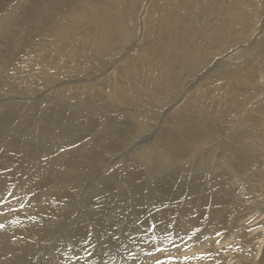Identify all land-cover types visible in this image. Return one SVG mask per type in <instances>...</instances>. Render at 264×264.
Segmentation results:
<instances>
[{"label": "rangeland", "instance_id": "1", "mask_svg": "<svg viewBox=\"0 0 264 264\" xmlns=\"http://www.w3.org/2000/svg\"><path fill=\"white\" fill-rule=\"evenodd\" d=\"M263 19L264 0H0V264H264Z\"/></svg>", "mask_w": 264, "mask_h": 264}, {"label": "bare ground", "instance_id": "2", "mask_svg": "<svg viewBox=\"0 0 264 264\" xmlns=\"http://www.w3.org/2000/svg\"><path fill=\"white\" fill-rule=\"evenodd\" d=\"M47 1H48V0H47ZM250 1H251V0H250ZM260 1H261V0H260ZM111 2H112V1H111ZM253 5H254V4H253ZM255 5H256V4H255ZM91 6H92V5H91ZM251 6H252V4H251ZM251 6H250V7H251ZM256 6H258V5H256ZM261 6H262V5H261ZM65 7H66V6H65ZM65 7H64V8H65ZM127 7H129V6H127ZM27 8H28V7H27ZM51 8H52V5H51ZM242 8H243V7H242ZM244 8H245V7H244ZM126 9H127V8H126ZM230 9H232V8H230ZM230 9H229V10H230ZM248 9H249V10H247V7H246V10H247V11H250V8H248ZM251 9H252V8H251ZM260 9H261V7H260ZM260 9H259V10H260ZM51 10H52V9H51ZM259 10H258V13L261 14ZM232 11H233V10H232ZM247 11H246V12H247ZM26 12H27V11H26ZM125 12H126V11H125ZM242 12H243V11H242ZM246 12H245V13H246ZM251 13H252V11H251ZM233 14H234V13H233ZM236 14H237V13H236ZM246 14H247V16H248V14L250 15V13H246ZM82 16H83V15H82ZM140 16H141V15H140ZM18 17H19V16H18ZM249 17H251V16H249ZM20 18H21V17H20ZM110 18H111V16H110ZM244 18L246 19V17H244ZM247 18H248V17H247ZM255 18H256V17H255ZM259 18H260V17H259ZM25 19H26V18H25ZM253 19H254V18H253ZM253 19H252V21H253ZM98 20H99V19H98ZM106 20H107V19H106ZM137 20H138V18H137ZM139 20H140V19H139ZM247 20H248V19H247ZM256 20H257V19H256ZM258 20H260V19H258ZM258 20H257V21H258ZM140 21H142V20H140ZM250 21H251V20H250ZM252 21H251V22H252ZM3 22H4V21H3ZM124 22H125V21H124ZM263 22H264V19H263ZM137 23H138V22H137ZM137 23H136V24H137ZM141 23H142V22H141ZM145 23H146V22H145ZM120 24H121V23H120ZM142 24L144 25V23H142ZM93 25H94V24H93ZM103 25H104V24H103ZM146 25H147V24H146ZM101 26H102V25H101ZM122 26H123V25H122ZM141 26H142V25H141ZM123 27H124V26H123ZM123 27H122V29H123ZM258 27H259V26H258ZM260 27H261V26H260ZM103 28H104V26H103ZM106 28H108V27H106ZM141 28H142V27H141ZM145 28H146V27H145ZM251 28H252V27H251ZM124 29H125V27H124ZM142 29H143V28H142ZM199 29H200V28H199ZM17 30H18V29H17ZM197 31H198V30H197ZM97 32H98V31H97ZM204 32H205V31H204ZM239 32H240V31H239ZM261 32H262V31H261ZM261 32H260V33H261ZM142 34H143V33H142ZM14 35H15V34H14ZM98 35H99V34H98ZM18 36H19V35H18ZM156 39H157V38H156ZM248 41H249V40H248ZM12 42H13V41H12ZM263 43H264V42H263ZM217 46H218V45H217ZM235 46H236V45H235ZM235 46H234V47H235ZM262 46H264V44H263ZM218 47H219V46H218ZM245 48H246V47H245ZM245 48H244V49H245ZM262 48H264V47H262ZM262 50H263V49H262ZM181 54H182V53H181ZM186 56H187V55H186ZM201 56H202V55H201ZM219 56H221V55H219ZM181 57H182V56H181ZM199 57H200V56H199ZM257 57H258V56H257ZM174 58H175V57H174ZM181 59H182V58H181ZM181 59H180V60H181ZM220 59H221V57H220ZM223 59H224V58H223ZM169 60H171V58H170ZM232 60H233V59H232ZM233 61H234V60H233ZM220 62H221V60H220ZM235 62H236V61H235ZM224 63H225V62H224ZM233 63H234V62H233ZM218 64H219V63H218ZM222 64H223V63H222ZM222 64H221V65H222ZM229 64H230V63H229ZM229 64H228V66H229ZM236 64H237V63H236ZM219 65H220V64H219ZM239 65H240V64H239ZM255 65H256V64H255ZM214 66H215V65H214ZM164 67H166V66H164ZM181 67H182V66H181ZM220 67H221V66H220ZM229 67H230V66H229ZM231 67H232V65H231ZM234 67H235V66H234ZM172 68H173V67H172ZM235 68H236V67H235ZM29 69H30V68H29ZM211 69H212V68H211ZM221 69H222V68H221ZM236 69H237V68H236ZM207 70H208V69H207ZM225 70H226V68H225ZM229 70H230V69H229ZM201 71H202V70H201ZM231 71H232V70H231ZM233 71H234V70H233ZM165 72H166V71H165ZM206 72H208V71H206ZM221 72H222V71H221ZM189 73H190V72H189ZM204 73H205V72H204ZM210 73H211V70H210ZM235 73H236V72H234L233 74H235ZM103 74H104V73H103ZM226 74H227V73H226ZM238 74H239V73H238ZM238 74H237V75H238ZM240 74H241V72H240ZM196 76H197V75H196ZM239 76H241V75H239ZM235 78H237V77L235 76ZM92 79H93V78H92ZM238 79H239V78H238ZM165 80H166V79H165ZM167 80H168V79H167ZM68 82H69V81H68ZM68 82H67V83H68ZM165 82H166V81H165ZM92 83H93V82H92ZM174 84H175V83H174ZM157 86H158V85H157ZM177 86H178V85H177ZM216 86H217V85H216ZM163 88H164V87H163ZM165 88H166V87H165ZM197 88H198V86H197ZM204 88H205V87H204ZM201 89H202V88H201ZM231 89H232V88H231ZM228 91H229V90H228ZM159 92H160V91H159ZM202 92H204V91H202ZM209 92H210V91H209ZM117 93H118V92H117ZM155 93H156V92H155ZM212 93H213V92H212ZM214 93H215V92H214ZM203 94H204V93H203ZM224 94H225V93H224ZM163 95H164V94H163ZM165 95H166V94H165ZM173 95H174V94H173ZM185 95H186V94H185ZM212 95H213V94H212ZM212 95H211V96H212ZM217 95H218V93H217ZM147 96H148V95H147ZM157 96H158V94H157ZM190 96H191V95H190ZM153 97H154V95H153ZM186 97H187V96H186ZM208 97H209V95H208ZM154 98H155V97H154ZM168 98H169V97H168ZM150 99H151V98H150ZM202 99H203V98H202ZM199 100H201V99H199ZM78 101H79V100H78ZM92 101H93V99H92ZM147 101H148V100H147ZM166 101H167V100H166ZM225 101H226V100H225ZM235 101H236V99H235ZM73 102H74V101H73ZM150 102H151V101H150ZM168 102H169V101H168ZM157 103H158V102H157ZM157 103H156V104H157ZM165 103H166V102H165ZM200 104H201V103H200ZM202 104H203V103H202ZM77 105H78V104H77ZM77 105H76V106H77ZM149 105H150V104H149ZM163 105H164V104H163ZM94 106H95V105H94ZM146 106H147V105H146ZM160 106H161V105H160ZM182 106H183V105H182ZM67 107H68V106H67ZM73 108H74V107H73ZM73 108H72V110H73ZM63 109H64V108H63ZM75 109H76V108H75ZM206 109H207V108H206ZM224 109H225V108H224ZM175 110H176V109H175ZM178 110H179V109H178ZM232 110H233V109H232ZM73 111H74V110H73ZM76 111H77V110H76ZM83 111H84V110H83ZM92 111H93V110H92ZM169 111H170V110H169ZM74 112H75V111H74ZM147 112L149 113V111H147ZM147 112H146V113H147ZM71 113H73V112H71ZM178 113H179V112H178ZM73 114H74V113H73ZM75 114H76V113H75ZM120 114H121V113H120ZM164 114H165V113H164ZM167 114H168V113H166V117H167ZM174 114H175V113H174ZM179 114H180V113H179ZM77 115H78V114H77ZM162 115H163V114H162ZM74 116H75V115H74ZM131 116H132V115H131ZM134 116H135V115H134ZM173 116H174V115H173ZM164 117H165V116H164ZM175 117H176V116H175ZM179 117H181V116H179ZM179 117H178V118H179ZM73 118H75V117H73ZM176 118H177V117H176ZM176 118H175V119H176ZM120 119H122V118H120ZM132 119H134V118H132ZM165 119H166V118H165ZM134 120H135V119H134ZM162 121H164V120L162 119ZM174 121H175V120H174ZM73 122H74V121H73ZM136 122H137V121H136ZM161 123H162V122H161ZM105 124H107V123H105ZM70 125H71V124H70ZM76 125H77V124H76ZM80 125H81V124H80ZM103 125H104V124H103ZM111 125H112V124H111ZM108 126H109V125H108ZM69 127H70V126H68V128H69ZM73 127L75 128L76 126H73ZM103 127H104V126H103ZM109 127H110V126H109ZM68 128H65V129H68ZM74 128H73V129H74ZM101 128H102V127H101ZM110 128H111V127H110ZM114 128H115V127H114ZM107 129H108V128H107ZM166 129H167V128H166ZM168 129H170V128H168ZM135 131H136V130H135ZM166 131H167V130H166ZM105 132H106V130H105ZM103 133H104V132H103ZM110 133H111V132H110ZM133 133H134V132H133ZM167 133H168V131H167ZM111 134H112V133H111ZM170 135H171V133H170ZM113 136H115V134H114ZM132 136H133V135H132ZM166 137H167V136H166ZM67 138H68V137H67ZM99 138H100V136H99ZM103 138H104V137H103ZM69 139H71V138H68V140H69ZM148 139H149V138H148ZM163 140H164V139H163ZM145 141H147V140H144V141H142V142H145ZM149 141H150V140H149ZM166 141H167V140H166ZM169 141H170V139H169ZM60 142H61V141H60ZM134 142H136V141H134ZM58 143H59V142H58ZM132 143H133V142H132ZM168 143H169V142H168ZM135 144H136V143H135ZM144 145H146V144H144ZM147 145H148V144H147ZM167 145H168V144H167ZM136 147H137V146H136ZM136 147H135V148H136ZM139 147H140V146H139ZM127 148H128V147H127ZM103 150H104V149H103ZM103 150H101V151H103ZM107 150H108V149H107ZM110 150H112V149H110ZM126 150L128 151V149H126ZM141 150H142V149H141ZM71 151H73V150H71ZM150 151H151V150H150ZM108 152H109V151H108ZM108 152H107V153H108ZM112 152H113V151H112ZM112 152H111V153H112ZM129 152H130V151H129ZM136 152H137V151H136ZM72 153H73V152H72ZM107 153H105V154H107ZM111 153H110V154H111ZM120 153H121V152H120ZM133 153H134V151H133ZM145 153H146V152H145ZM103 154H104V153H103ZM141 154H142V153H141ZM151 154H152V153H151ZM101 155H102V154H101ZM113 155H114V154H113ZM113 155H112V156H113ZM115 155H116V154H115ZM134 155H135V153H134ZM143 155H144V154H143ZM143 155H142V156H143ZM68 156H69V155H68ZM77 156H78V155H77ZM112 156H111V157H112ZM149 156H150V155H149ZM155 156H156V155H155ZM69 157H70V156H69ZM75 158H76V157H75ZM84 158H85V157H83V159H84ZM125 158H126V157H125ZM127 158H128V157H127ZM127 158H126V159H127ZM134 158H135V157H134ZM146 158H147V157H145V159H146ZM36 159H37V158H36ZM73 159H74V158H73ZM78 159H79V158H78ZM105 159H106V158H105ZM74 160H76V159H74ZM112 160H113V159H112ZM112 160H111V161H112ZM37 161H38V160H37ZM78 161H79V160H78ZM87 161H88V160H87ZM103 161L106 162L107 166L111 163V161L108 162V163H107L106 160H103ZM85 162H86V160H85ZM198 162H200V161H198ZM98 163H99V161H98ZM87 165H88V163H87ZM87 165H86V166H85V165H84V166H83V165H82V166L80 165L81 167H80V166H78V167H79L80 169L86 168L87 171H92L93 174H95V173L97 172V168H96V166H95L94 164H89L90 166L88 167V169H87ZM149 166H150V165H149ZM164 166H165V165H164ZM37 167H38V166H37ZM161 167H162V166H161ZM161 167H160V168H161ZM49 168H50V167H49ZM150 168H151V167H150ZM176 168H177V167H176ZM37 169H38V168H37ZM50 169H51V168H50ZM32 170H33V168H32ZM107 170H108V168H107ZM171 170H172V169H171ZM50 171H51V170H50ZM50 171H49V172H50ZM72 171L75 172L76 170H72V169L67 170L65 176H66L69 180H77L75 177L72 178V176L75 175L74 173H73V174L71 173ZM100 171H101V170H100ZM100 171H99V172H100ZM104 171H105V170H104ZM172 171H173V170H172ZM168 172H169V171H168ZM49 174H50V173H49ZM101 176H102V175H101ZM74 184H75V183H74ZM74 186H75V185H74ZM74 188H75V187H74ZM84 188H85V187H84ZM86 189H90V185H88ZM151 191H152V190H151ZM154 199H155V198H154ZM154 199H152V200H154ZM162 200H163V199H162ZM3 210H4V209H3ZM3 210L1 211V212H3V216H0V220H1V221H3L4 219L7 218V213H4ZM208 216L210 217V216H211V213H208ZM0 224H1V223H0ZM2 226H3V224H2ZM20 228H21V227H20ZM23 228H24V227H23ZM23 228H22V229H23ZM19 230H20V229H19ZM24 230H25V228H24ZM22 232H23V231H22ZM63 232H64V231H63ZM8 233H9V231H8ZM23 233H24V232H23ZM1 234H2V233H1ZM9 235H10V234H9ZM46 235H47V234H46ZM12 236H13V235H11L10 238H11ZM48 236H50V235H48ZM14 237H15V236H14ZM18 237H19V236H18ZM51 237H53V235H51ZM10 238H9V239H10ZM50 239H51V238H50ZM1 240H3V239H1ZM52 240H53V239H52ZM28 241L30 242V238H28ZM3 242H4V241H3ZM3 242H2V243H3ZM6 242H7V241H5L4 243H6ZM15 242H16V241H15ZM22 243H24V242H22ZM202 243H203L202 245H204V244H206V241H203ZM20 244H21V243H20ZM29 244H30V243H27V242H25L24 245L22 244L23 246H21V250L28 251V250H26V249H29V248L35 247V246H31V245H29ZM39 244H40V243H39ZM5 245H6V244H4V247L7 249V247H6ZM14 245H15V244H14ZM202 245H201L198 249H196V251L202 252V251L204 250V249L202 248ZM7 246H8V245H7ZM16 246H17V245H16ZM16 246H15V247H16ZM36 246H40V245H36ZM18 247H19V246H18ZM146 247H147V246H146ZM150 248H151V247H150ZM32 249H33V248H32ZM32 249H31V250H32ZM7 250H8V249H7ZM33 250H34V249H33ZM35 251H36V250H35ZM193 251H194V250H193ZM193 251H192V252H182V251H180V250H177V251H176V254L179 255V256L188 255V256L190 257V260L187 262V264H196V263H197L196 258L194 259V257H192V256L194 255V254H193ZM196 251H195V252H196ZM6 252H7V251H6ZM16 252H17V251H16ZM30 252H31V251H30ZM30 252H29V253H30ZM17 253H18V252H17ZM152 253H153V252H152ZM156 253H157V252H156ZM156 253H155V254H156ZM3 255H4V254H3ZM7 255H8V253H7ZM152 255H153V254H152ZM159 255H160V254H159ZM163 255H164V254H163ZM150 257H151V256H150ZM156 257H157V256L155 255V256H153L152 258L157 259ZM158 257H160V256H158ZM161 257H162V256H161ZM6 258H7V257H6ZM163 258H164V257H163ZM2 259H3V257H2ZM4 259H5V258H4ZM4 259H3V260H4ZM146 259L149 260L148 258H146ZM146 259H145V260H146ZM161 259H162V258H161ZM150 261H151V258H150ZM5 263H6V262H5ZM8 263H9V262H8ZM6 264H7V263H6ZM172 264H181V263H180V261H175V262H172ZM184 264H186V263H184Z\"/></svg>", "mask_w": 264, "mask_h": 264}]
</instances>
